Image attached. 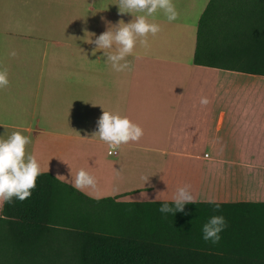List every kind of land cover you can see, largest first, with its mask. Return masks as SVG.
I'll return each instance as SVG.
<instances>
[{"label": "crops", "instance_id": "obj_1", "mask_svg": "<svg viewBox=\"0 0 264 264\" xmlns=\"http://www.w3.org/2000/svg\"><path fill=\"white\" fill-rule=\"evenodd\" d=\"M210 1L172 0L175 20L147 17L160 31L126 57L132 71L117 72L93 55L95 37L143 13H120L119 0H0V136L30 137L42 174L71 187L88 171L96 187L80 192L96 200L160 203L188 184L196 203H264V76L194 64ZM103 110L142 137L109 155L92 136Z\"/></svg>", "mask_w": 264, "mask_h": 264}, {"label": "trees", "instance_id": "obj_2", "mask_svg": "<svg viewBox=\"0 0 264 264\" xmlns=\"http://www.w3.org/2000/svg\"><path fill=\"white\" fill-rule=\"evenodd\" d=\"M194 64L264 76V0H211ZM92 205L122 217L110 222ZM159 207L96 200L42 174L30 197L3 205L0 264H264V203H192L175 215ZM212 215L227 222L216 244L202 239Z\"/></svg>", "mask_w": 264, "mask_h": 264}, {"label": "clouds", "instance_id": "obj_3", "mask_svg": "<svg viewBox=\"0 0 264 264\" xmlns=\"http://www.w3.org/2000/svg\"><path fill=\"white\" fill-rule=\"evenodd\" d=\"M117 6L120 13L141 12L143 15L134 16L129 23L121 20L111 25L114 30L109 26L106 31L95 37L96 48L92 52L95 55L97 50H102L106 62H110L111 67L117 72L132 71L133 65L126 57L133 54L138 42L147 46L148 34L155 35L160 31V25L150 22L147 17L160 10L169 21H173L177 18V11L172 0H119ZM138 38L144 39L138 41ZM11 55H15V52ZM8 84L7 70L0 69V89ZM200 103L206 105L209 103L208 98L202 97ZM142 135L143 129L127 116L103 110L92 136H98L106 142L110 148L109 155H112L122 144L138 141ZM29 143L30 137L20 131L12 132L7 138L0 136V205L12 204L14 200L23 201L30 197L36 187L37 178L42 175L40 163L35 155L26 154V146ZM61 176L63 175L57 174V177ZM96 183V178L92 174L80 169L72 180V187L82 191L85 188H95ZM160 193L157 194V198ZM207 202L213 204L216 209L220 208V203L215 200ZM192 203H196V200L191 186L185 184L176 189L171 201L161 200L158 210L161 214L175 215L177 212H185V205ZM226 226L227 222L223 215H212L202 225V239L212 244L218 243L220 233Z\"/></svg>", "mask_w": 264, "mask_h": 264}, {"label": "rangeland", "instance_id": "obj_4", "mask_svg": "<svg viewBox=\"0 0 264 264\" xmlns=\"http://www.w3.org/2000/svg\"><path fill=\"white\" fill-rule=\"evenodd\" d=\"M88 209L91 211V210H96V212L97 213H99V214H101V215H103V217L106 219V220H108V221H115L118 217L120 218V217H122L121 215H117L116 216V213H118L116 210H113V208L112 207H110L109 205H106V206H103V207H101V206H94V205H92V206H89L88 207ZM100 209H102L103 210V212H100ZM115 216H116V218H115ZM121 219V218H120Z\"/></svg>", "mask_w": 264, "mask_h": 264}, {"label": "built area", "instance_id": "obj_5", "mask_svg": "<svg viewBox=\"0 0 264 264\" xmlns=\"http://www.w3.org/2000/svg\"><path fill=\"white\" fill-rule=\"evenodd\" d=\"M114 154H116V152Z\"/></svg>", "mask_w": 264, "mask_h": 264}]
</instances>
